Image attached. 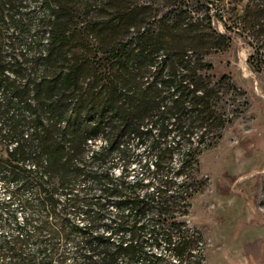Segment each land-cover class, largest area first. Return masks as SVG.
I'll return each mask as SVG.
<instances>
[{"label":"trees","instance_id":"trees-1","mask_svg":"<svg viewBox=\"0 0 264 264\" xmlns=\"http://www.w3.org/2000/svg\"><path fill=\"white\" fill-rule=\"evenodd\" d=\"M12 1L0 3V162L30 189L23 202L40 219L34 234L31 218L20 223L21 239L0 234V263L65 264L59 243L74 240L73 264H205L201 232L176 213L197 191L198 156L231 122L221 105L237 88L208 58L232 43L214 24L213 0L163 11ZM254 15L249 62L264 71V9ZM142 149L153 159H138ZM32 235L37 248L26 251Z\"/></svg>","mask_w":264,"mask_h":264},{"label":"rangeland","instance_id":"rangeland-1","mask_svg":"<svg viewBox=\"0 0 264 264\" xmlns=\"http://www.w3.org/2000/svg\"><path fill=\"white\" fill-rule=\"evenodd\" d=\"M7 1L0 0V3ZM21 2L29 3L31 9H42L36 0ZM206 2L117 0L125 9L159 11L175 9L179 5L206 9ZM98 3L75 0L72 9H116L101 7ZM9 4L15 7L18 2L13 0ZM209 7L216 13V28L230 35L232 43L227 50L211 54L208 58L214 64L215 76L227 75L237 88L230 90L221 105L231 122L220 142L198 156V171L195 172L197 191L189 208H181L176 215L189 227L201 232L205 243V264H264V71H256L249 62L258 41L253 36L254 11L264 9V0H213ZM4 9L13 8L6 5ZM261 24H264V19L257 25ZM102 142L101 137L96 138L91 148L98 149ZM145 157L153 159L142 149L138 159ZM122 164L115 167L116 174H120ZM94 166L96 168L97 165ZM132 168V173L142 172L139 161H132ZM8 169L0 162V234H14L21 239L26 236V231L20 228V223L27 217L31 218L26 230L34 234L40 215L35 207L23 202V199L31 197L30 189L22 187L16 180L5 178ZM85 183V180H80L78 187ZM108 207L110 219L117 215L116 204L109 203ZM75 219L81 224L86 223L82 217ZM37 245L36 237L32 235L23 248L34 251ZM77 246L74 240L59 243V253L67 257L65 264H73ZM161 251L170 261L174 260L173 253L164 247Z\"/></svg>","mask_w":264,"mask_h":264}]
</instances>
